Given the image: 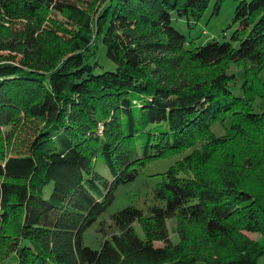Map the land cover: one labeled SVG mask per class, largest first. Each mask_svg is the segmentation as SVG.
Listing matches in <instances>:
<instances>
[{
    "label": "trees",
    "instance_id": "obj_1",
    "mask_svg": "<svg viewBox=\"0 0 264 264\" xmlns=\"http://www.w3.org/2000/svg\"><path fill=\"white\" fill-rule=\"evenodd\" d=\"M211 1L0 0V264H259L264 0L238 3L229 40L197 45L172 21L198 22ZM232 64L243 67L241 96ZM189 149L157 174L146 208L102 221L99 250L84 243L119 185Z\"/></svg>",
    "mask_w": 264,
    "mask_h": 264
},
{
    "label": "rangeland",
    "instance_id": "obj_2",
    "mask_svg": "<svg viewBox=\"0 0 264 264\" xmlns=\"http://www.w3.org/2000/svg\"><path fill=\"white\" fill-rule=\"evenodd\" d=\"M80 5L90 6L95 4L96 7L100 6L102 0H75ZM217 0H212L211 5L204 14V16L198 21L194 22L193 19L178 18L175 17L172 21L173 25L177 27L182 33H184L188 38L194 39L197 45H205L209 41L217 40L219 42L227 41L230 38V34L235 30V26L230 27L233 23L234 12L241 0H222L221 6L217 14L213 13L214 6ZM52 19H48L52 22L55 27L56 24L69 25L59 14H52ZM7 25V24H6ZM47 25V24H46ZM14 29H22L21 22L13 21L11 24ZM68 27V26H66ZM104 47L101 48L102 58H104ZM3 54H8L9 52H0ZM230 74H235L236 79H234L231 84V90L235 95H242V85L244 83V71L243 67L232 64L229 69ZM261 78L264 82V69L261 73ZM264 109V98H258L253 104L254 112H262ZM229 126V120H227L224 125L216 123L212 127V132L216 136H221L225 133L226 127ZM34 127L30 128V125H26L22 128L21 133H19L18 141H22L29 134L31 135ZM16 142V145L12 147L11 153L16 154L17 152H22L21 143ZM193 149H189L186 152L165 158L159 159L154 162L149 163L147 166L143 167L139 175L134 181H130L118 186L115 191V199L113 203L107 208V210L100 215L98 220L88 227L84 233V243L96 250L101 248L103 242V234L98 232V227L102 221H110V217L113 213L127 207L134 205L140 208H146L147 203H151L152 190L156 186L157 182L160 180L158 173L164 172L173 165L176 161L182 159L185 155L189 154ZM96 170L103 175L105 178L111 180V174L105 165L103 160H98L96 162ZM52 189V184L48 185L45 189V196H49ZM170 229L172 231L173 222L170 221ZM134 228L140 237L144 236L141 226L136 222ZM253 238H258L256 234H250ZM172 237L173 232H172ZM164 243L156 242V246H162ZM259 264H264V257L259 261Z\"/></svg>",
    "mask_w": 264,
    "mask_h": 264
}]
</instances>
